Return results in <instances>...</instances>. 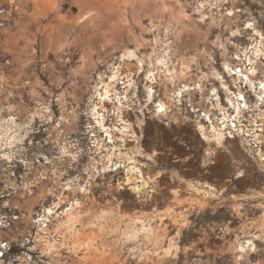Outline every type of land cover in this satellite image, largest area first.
Here are the masks:
<instances>
[{
	"label": "rangeland",
	"instance_id": "374dc122",
	"mask_svg": "<svg viewBox=\"0 0 264 264\" xmlns=\"http://www.w3.org/2000/svg\"><path fill=\"white\" fill-rule=\"evenodd\" d=\"M262 85L264 0H0V264H264Z\"/></svg>",
	"mask_w": 264,
	"mask_h": 264
},
{
	"label": "bare ground",
	"instance_id": "6f19581e",
	"mask_svg": "<svg viewBox=\"0 0 264 264\" xmlns=\"http://www.w3.org/2000/svg\"><path fill=\"white\" fill-rule=\"evenodd\" d=\"M167 48H166V51H167ZM133 54H134L133 51H129L128 53L125 54V57L126 56H129L130 57ZM167 54H168V52L166 54H164L162 57H159L160 60H159L158 63H160L162 65H165V63L167 61V59H166L167 58ZM224 68L229 73V75L230 74L231 75H235V78H236L235 79V83L236 84H238V83L241 84V86H239V85L237 86L238 87V92L230 93L229 91H227L228 93H230V95H228L227 101H228V103L230 105L231 104L234 105L235 112H236V114H238L239 113V109L241 107H246L245 95H244L243 90L241 89L242 88V85L244 84L246 88L247 87H250L251 89H253L254 83L242 71V69H239L238 68V65H234L231 62L227 61L225 63V65H224ZM166 71H168V69ZM168 72H170V71H168ZM117 78H119V70H118V68L116 70L114 69L113 74L110 76V81L104 85L103 91L101 93V101L99 100L101 104H103V102L110 97L111 92L113 91V84L112 83L115 82L117 80ZM177 93H179V92H177ZM210 95L211 96H216L217 102L219 101L218 100L219 98H218L216 89H212ZM147 97H148V101H150L153 98L152 91H149L148 92V96ZM156 107L158 108L157 111H156L157 114L158 113H163L165 111V109H166L165 104L162 103V102H159V104H157ZM100 108H102V106ZM220 110H221V112L218 115V117L216 115L214 117H212V114L213 113L211 114V112L204 113L205 123H207V125H204V124H200L199 125V130L202 131V133H203L204 137L207 139V141L210 142L212 139H214L216 141V143H217V147L224 146V131L227 130V127L228 126H230V127L232 126L235 130H236V127H237L235 124H230V122L231 121H234V119H232V117L229 116L225 111H222L223 109H220ZM102 111H103V109H102ZM38 115H40V113H38ZM34 116L35 115H32L31 118H30V121L27 122V123H30L32 121V119L34 118ZM99 118H100L99 121H97L98 122V125H102V122L104 121L103 115L100 114L99 115ZM121 120H123V119H121ZM6 121H8L11 124H14L15 126L17 125L16 117H14V116H11V117L7 118ZM208 129L210 131H208ZM237 131H238V133H241L242 130L237 129ZM209 133H211L210 136L208 135ZM16 139L17 138L15 136H12L9 139L10 140L9 141V145L11 146ZM3 155L6 156L7 154L4 153ZM113 157L114 156L110 155V156H107V158H105L104 163L102 164V168H101L102 171H106L107 169L118 170L119 168L122 167V163H123L122 160L120 158H117V160H115ZM260 161H261V163L263 165L264 164V156L263 155H260ZM126 162H129V163L127 165H125V167H127L128 169H127V176L124 179L123 183H125V185L134 184L133 186L131 185L132 186L131 189H133L134 192H139L140 191V189H138L139 187H137V185H135L136 182H137V180H140L141 179L142 186L145 187L149 182H155L156 179L159 178V176H157L155 178L147 177V180H146L145 177H144V174H143V171H142L141 167H139L140 165L138 166V164L136 163V161H133V157L132 156H130V157L127 158V160L125 161V164H126ZM97 164L98 165H101L99 163H97ZM99 169H100V167H99ZM242 176H243V171H240L239 174L237 175V178L242 177ZM47 212L48 213H51V209H48ZM252 236H255V235L252 234ZM238 245L240 246V250L243 251L244 248H245L244 244L243 243H239ZM243 252H245V251H243Z\"/></svg>",
	"mask_w": 264,
	"mask_h": 264
},
{
	"label": "snow or ice",
	"instance_id": "6c2138e0",
	"mask_svg": "<svg viewBox=\"0 0 264 264\" xmlns=\"http://www.w3.org/2000/svg\"><path fill=\"white\" fill-rule=\"evenodd\" d=\"M262 87H264V85H262ZM242 99V98H241Z\"/></svg>",
	"mask_w": 264,
	"mask_h": 264
}]
</instances>
